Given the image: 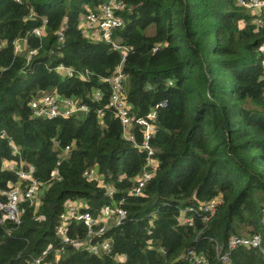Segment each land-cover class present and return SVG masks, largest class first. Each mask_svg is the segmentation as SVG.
Listing matches in <instances>:
<instances>
[{
  "label": "trees",
  "instance_id": "trees-1",
  "mask_svg": "<svg viewBox=\"0 0 264 264\" xmlns=\"http://www.w3.org/2000/svg\"><path fill=\"white\" fill-rule=\"evenodd\" d=\"M102 1L0 0V191L19 179L4 165L18 158L12 140L39 182L40 200L37 207L20 202L18 225L0 213V264L36 257L42 264H198L195 256L201 264H264L253 247L233 248L225 261L216 254L233 236L259 233L264 246V11L236 0H122L124 23L113 37L127 46L124 97L133 118L156 112L149 143L158 167L135 194L146 152L123 137L102 79L121 54L80 24ZM44 18L37 36L32 30ZM150 24L155 29L148 34ZM16 38L36 53L27 59L25 47L14 52ZM60 62L87 69L89 77L56 70ZM44 92L88 108L35 115L29 102ZM130 130L138 142L142 126L132 120ZM88 168L97 176L87 177ZM212 198L211 212L197 209ZM68 202L94 217L105 204L126 210L119 225L86 239L108 238L109 253L62 241L56 228ZM66 226L71 238L87 237L81 217Z\"/></svg>",
  "mask_w": 264,
  "mask_h": 264
},
{
  "label": "built area",
  "instance_id": "built-area-1",
  "mask_svg": "<svg viewBox=\"0 0 264 264\" xmlns=\"http://www.w3.org/2000/svg\"><path fill=\"white\" fill-rule=\"evenodd\" d=\"M19 1V0H18ZM238 5L247 7L249 9H257L264 11V0H236ZM123 7L122 0H104L95 9L88 10L85 15V23H80L83 29L89 35L97 39H102L109 43L113 48L119 50L121 54L120 61L116 64L114 72L110 75L103 76L102 79L109 83L110 93L107 100V107L111 108L115 115L119 118L122 124V135L126 139L136 143L140 148L144 149L146 154L144 163L142 165L139 176L137 177L136 184L134 186V193L139 194L142 191V187L145 183L155 174L158 162L155 156V148L149 143L150 136L154 130V122L156 112L154 109L148 111L145 116H139L133 118L129 113V106L125 100L123 93L124 80L126 78L122 71V61L126 55L127 46L121 44L113 37V31L116 27L121 26L124 23V18L120 14V10ZM33 16V11H30L28 17ZM46 19H43L42 24L33 28L32 32L41 36L44 32ZM257 21L261 24V19L258 17ZM62 38V35H60ZM24 38H16L13 40L14 52H19L22 46ZM26 57H29L36 53L37 47L26 48ZM56 70L70 75L76 73L83 79H87L89 71L74 70L72 67L60 62L54 67ZM100 91H95V97L100 96ZM30 107L35 115H45L48 117H54L57 115H69L78 111L87 110V104L81 102L74 97L59 95L53 92H44L39 97H34L30 100ZM159 104H164L161 101ZM98 113L103 115L104 110L99 109ZM134 120L136 123L142 126L143 135L137 142L135 133L130 130V124ZM11 152L13 155H18V158L11 160H5L4 165L8 168L15 169L19 177L17 181H12L9 186L0 191V213L1 220L7 219L15 225L20 224L22 210L20 209V202L27 200L30 205L35 207L39 206L40 200L38 195V180L31 174L29 169L25 168L24 160L20 155L19 147L11 140L9 142ZM69 146L67 145L65 149ZM84 174L89 177H96L97 174L94 168L85 169ZM108 194L111 195L114 192V187L108 186ZM216 198H212L204 204H199L197 209L202 210L204 213H209L215 208ZM81 204L79 202H68L64 210L59 215V224L56 228L57 233L62 237L64 243L73 244L76 248L81 246L87 247L88 252L99 255L103 253H109L111 245L108 238H103L95 243H88L86 239L88 237H95L102 235L111 225H119L126 217V210L120 206L112 207L109 204L102 206L101 211L97 217L92 216L88 211L80 212ZM191 210V208L189 209ZM81 217L83 222L87 226V237L82 239L71 238L67 232V223L73 218ZM204 219L208 220L206 215ZM0 220V221H1ZM191 224V222H189ZM261 223L264 231V208L262 209ZM238 246L253 247L259 249L264 259V246L263 238L259 233H253L250 235L233 236L227 243V250L222 251L221 246L216 247L217 257L221 260H227V254L233 248ZM198 264H201V259L194 257ZM118 260L122 263L125 262V255L118 256ZM43 258H33L29 264H42Z\"/></svg>",
  "mask_w": 264,
  "mask_h": 264
},
{
  "label": "rangeland",
  "instance_id": "rangeland-1",
  "mask_svg": "<svg viewBox=\"0 0 264 264\" xmlns=\"http://www.w3.org/2000/svg\"><path fill=\"white\" fill-rule=\"evenodd\" d=\"M81 22H82V23H85V18H84V17L82 18ZM154 29H155L154 24H150V25L146 28V32H147L148 34H151V33H153Z\"/></svg>",
  "mask_w": 264,
  "mask_h": 264
}]
</instances>
